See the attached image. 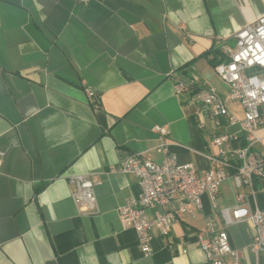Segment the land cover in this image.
<instances>
[{"label":"crops","instance_id":"crops-1","mask_svg":"<svg viewBox=\"0 0 264 264\" xmlns=\"http://www.w3.org/2000/svg\"><path fill=\"white\" fill-rule=\"evenodd\" d=\"M262 15L264 0H0V264H207L196 234L213 213L208 196L202 212L182 215L167 237L154 229L144 256L118 218L140 188L109 168L131 156L161 163L153 131L160 126L178 164L212 169V123L173 83L195 79L241 117L214 65ZM257 136L264 152V125ZM78 175L100 181L93 215L71 198L68 180ZM259 185L251 193L224 182L217 209L243 192L252 209L264 210ZM227 233L242 264H264L249 248L251 226Z\"/></svg>","mask_w":264,"mask_h":264},{"label":"built area","instance_id":"built-area-1","mask_svg":"<svg viewBox=\"0 0 264 264\" xmlns=\"http://www.w3.org/2000/svg\"><path fill=\"white\" fill-rule=\"evenodd\" d=\"M80 5L88 0H72ZM234 47L224 62L214 66L216 75L228 86L227 101L237 104L242 116L229 111L226 101L212 89L197 85V80L176 79L175 95L186 94L196 107L198 117H206L215 133L211 142L216 149L212 156L213 168L199 173L191 164H178L168 154L166 127L156 126L154 133L159 145L155 151L163 160L155 164L139 156H131L117 170L134 177L140 188L137 198L128 199L118 210L124 228L135 232L138 246L144 256L151 253L150 242L155 229L163 237L182 215L195 216L202 212V197L208 196L213 213L205 218L204 231L196 234V247L207 264H242L243 256L232 248L227 229L236 224H247L253 229L251 252L264 260V210L251 208L247 195L235 192L230 208L217 209V199L222 184L231 181L235 188L246 187L254 193V182L264 181V152L256 148L261 142L257 131L264 125V15L245 25L234 35ZM88 96L92 97L89 91ZM238 127L237 133L229 128ZM204 129L203 122L199 124ZM241 135V136H240ZM0 156V166H1ZM71 198L80 213L93 215L97 209L94 193L99 179L78 175L70 177ZM176 207L172 208V204ZM152 211V216L148 214ZM171 249L172 246H169ZM181 253L186 254L182 249Z\"/></svg>","mask_w":264,"mask_h":264},{"label":"rangeland","instance_id":"rangeland-1","mask_svg":"<svg viewBox=\"0 0 264 264\" xmlns=\"http://www.w3.org/2000/svg\"><path fill=\"white\" fill-rule=\"evenodd\" d=\"M256 191H257V197L259 198V200H261L262 202H264V185L263 186L262 185H259L257 187ZM219 209H221V208H219Z\"/></svg>","mask_w":264,"mask_h":264},{"label":"trees","instance_id":"trees-1","mask_svg":"<svg viewBox=\"0 0 264 264\" xmlns=\"http://www.w3.org/2000/svg\"><path fill=\"white\" fill-rule=\"evenodd\" d=\"M215 66V65H214Z\"/></svg>","mask_w":264,"mask_h":264}]
</instances>
